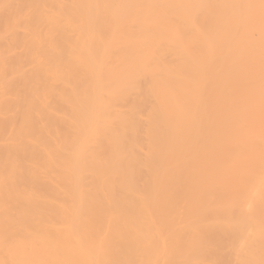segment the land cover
Here are the masks:
<instances>
[{
    "label": "bare ground",
    "instance_id": "obj_1",
    "mask_svg": "<svg viewBox=\"0 0 264 264\" xmlns=\"http://www.w3.org/2000/svg\"><path fill=\"white\" fill-rule=\"evenodd\" d=\"M0 264H264V0H0Z\"/></svg>",
    "mask_w": 264,
    "mask_h": 264
}]
</instances>
